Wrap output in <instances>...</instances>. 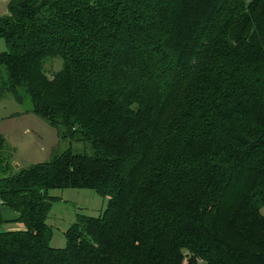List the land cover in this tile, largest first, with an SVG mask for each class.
Wrapping results in <instances>:
<instances>
[{"label": "trees", "instance_id": "16d2710c", "mask_svg": "<svg viewBox=\"0 0 264 264\" xmlns=\"http://www.w3.org/2000/svg\"><path fill=\"white\" fill-rule=\"evenodd\" d=\"M0 38V98L69 142L1 158L0 264H264V0H9ZM53 188L106 198L62 247Z\"/></svg>", "mask_w": 264, "mask_h": 264}, {"label": "rangeland", "instance_id": "374dc122", "mask_svg": "<svg viewBox=\"0 0 264 264\" xmlns=\"http://www.w3.org/2000/svg\"><path fill=\"white\" fill-rule=\"evenodd\" d=\"M8 1L0 0V16L7 13ZM5 47L0 38V52ZM60 62L57 56L46 61V71L49 73L56 70ZM29 106L27 98L21 103L16 102L10 94L0 98V160L4 157L13 168L45 161L50 154L69 147L68 140L58 138L56 128L30 112ZM70 145L75 148V143L71 142ZM48 195L55 197L46 216V223L51 228L48 244L52 247L64 245L63 232L74 222L77 214L96 216L106 202L105 197L88 188H53L48 190ZM0 212L5 219L15 216V211L5 205L0 206ZM16 227H20V223L11 224L6 221L0 224V230Z\"/></svg>", "mask_w": 264, "mask_h": 264}, {"label": "crops", "instance_id": "0c3cea01", "mask_svg": "<svg viewBox=\"0 0 264 264\" xmlns=\"http://www.w3.org/2000/svg\"><path fill=\"white\" fill-rule=\"evenodd\" d=\"M31 164V163H30ZM6 229H8V228H6Z\"/></svg>", "mask_w": 264, "mask_h": 264}]
</instances>
